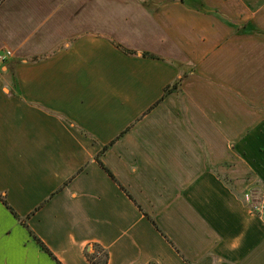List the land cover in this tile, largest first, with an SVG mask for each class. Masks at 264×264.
Listing matches in <instances>:
<instances>
[{
  "label": "crops",
  "instance_id": "0c3cea01",
  "mask_svg": "<svg viewBox=\"0 0 264 264\" xmlns=\"http://www.w3.org/2000/svg\"><path fill=\"white\" fill-rule=\"evenodd\" d=\"M1 49L0 193L61 264H264V0H0Z\"/></svg>",
  "mask_w": 264,
  "mask_h": 264
},
{
  "label": "trees",
  "instance_id": "16d2710c",
  "mask_svg": "<svg viewBox=\"0 0 264 264\" xmlns=\"http://www.w3.org/2000/svg\"><path fill=\"white\" fill-rule=\"evenodd\" d=\"M123 52H125L128 55H135L136 53L134 51L128 50L120 45H117ZM144 56L146 57H152L154 58V55L145 53ZM182 79L179 80L177 83H175L174 85L167 87L164 93V97L167 96L168 94H170L173 90L177 89L178 86L180 85ZM163 97V98H164ZM113 142H111L109 145H107L104 149L103 152L106 151L110 146H112ZM97 161L99 162V164L108 172V174L110 175V177L117 183L118 180L116 179V177L104 166V164L102 163V161L100 160V156H97ZM119 185L121 186V188L124 190V192L132 199L133 197L127 192V190L119 183ZM0 200L2 201V203L5 205V207L11 212V214L20 222V224H22L26 229H28L29 233L31 234V236L37 241V243L40 245V247L53 259L55 260L58 264H61L60 261L55 257V255L48 249V247L38 238V236H36L34 234V232L29 228L28 226V219L30 218V216L28 217H21L18 213H16V211L11 207V205L8 203L7 199L5 196H3L0 193ZM140 207V206H139ZM141 211H143V209L140 207ZM144 212V211H143ZM144 214L146 215V217L159 229V227L157 226L156 222L147 214L144 212ZM85 255L88 259V261L90 262V264H109V252L106 248H104L103 246H101L100 244L94 243L92 245V251L88 250V248L85 251Z\"/></svg>",
  "mask_w": 264,
  "mask_h": 264
},
{
  "label": "built area",
  "instance_id": "2783aa9c",
  "mask_svg": "<svg viewBox=\"0 0 264 264\" xmlns=\"http://www.w3.org/2000/svg\"><path fill=\"white\" fill-rule=\"evenodd\" d=\"M14 53L8 49L0 50V68L8 63ZM246 202L249 204V209L252 214L264 217V194L260 196L259 199L253 198V195L248 194L246 198Z\"/></svg>",
  "mask_w": 264,
  "mask_h": 264
},
{
  "label": "rangeland",
  "instance_id": "374dc122",
  "mask_svg": "<svg viewBox=\"0 0 264 264\" xmlns=\"http://www.w3.org/2000/svg\"><path fill=\"white\" fill-rule=\"evenodd\" d=\"M263 56H264V54H263ZM256 69L261 73V75H262V73H263V69H264V64H258V66H256ZM259 76V75H258ZM255 81H258V84L259 83H263L264 84V75L262 76V77H258V79L257 80H255ZM253 191V190H252ZM257 193V192H256ZM253 195V194H252ZM261 195H263V194H260V195H253V196H255L254 198H257V199H259L260 198V196Z\"/></svg>",
  "mask_w": 264,
  "mask_h": 264
},
{
  "label": "snow or ice",
  "instance_id": "6c2138e0",
  "mask_svg": "<svg viewBox=\"0 0 264 264\" xmlns=\"http://www.w3.org/2000/svg\"><path fill=\"white\" fill-rule=\"evenodd\" d=\"M0 236H2V230H0ZM3 248V240L0 239V250Z\"/></svg>",
  "mask_w": 264,
  "mask_h": 264
}]
</instances>
